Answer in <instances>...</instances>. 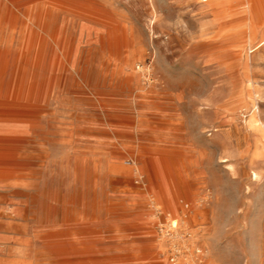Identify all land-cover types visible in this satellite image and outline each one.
Instances as JSON below:
<instances>
[{
	"label": "rangeland",
	"instance_id": "obj_1",
	"mask_svg": "<svg viewBox=\"0 0 264 264\" xmlns=\"http://www.w3.org/2000/svg\"><path fill=\"white\" fill-rule=\"evenodd\" d=\"M263 40L264 0H0V264H264Z\"/></svg>",
	"mask_w": 264,
	"mask_h": 264
},
{
	"label": "bare ground",
	"instance_id": "obj_2",
	"mask_svg": "<svg viewBox=\"0 0 264 264\" xmlns=\"http://www.w3.org/2000/svg\"><path fill=\"white\" fill-rule=\"evenodd\" d=\"M263 41H264V40H263ZM6 161H7V158H6V157L1 158V159H0V164H5V163H7ZM169 225H170L173 229L176 228V230H177V228H178V221H177L176 219H172Z\"/></svg>",
	"mask_w": 264,
	"mask_h": 264
},
{
	"label": "built area",
	"instance_id": "obj_3",
	"mask_svg": "<svg viewBox=\"0 0 264 264\" xmlns=\"http://www.w3.org/2000/svg\"><path fill=\"white\" fill-rule=\"evenodd\" d=\"M170 227H171V226H170ZM170 229H172V230H171L172 232H174V231L176 230V228L173 229L172 227H171ZM162 230H164V229L162 228ZM171 231L168 230V231H165V232H166L167 235H168V234H171ZM178 252H179V250L176 248L175 251H174V254H175L176 257H177V255H178ZM175 256L171 257V261L175 262Z\"/></svg>",
	"mask_w": 264,
	"mask_h": 264
}]
</instances>
